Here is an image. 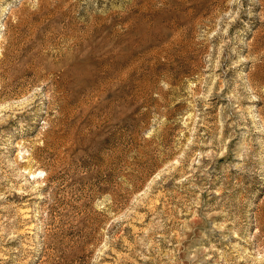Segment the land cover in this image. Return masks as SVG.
Listing matches in <instances>:
<instances>
[{"label":"rangeland","instance_id":"1","mask_svg":"<svg viewBox=\"0 0 264 264\" xmlns=\"http://www.w3.org/2000/svg\"><path fill=\"white\" fill-rule=\"evenodd\" d=\"M0 264H264V0H0Z\"/></svg>","mask_w":264,"mask_h":264}]
</instances>
